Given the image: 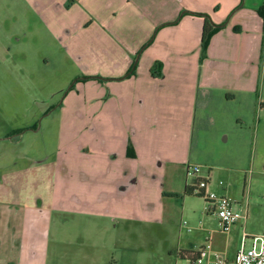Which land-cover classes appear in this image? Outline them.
<instances>
[{
  "label": "crops",
  "instance_id": "crops-1",
  "mask_svg": "<svg viewBox=\"0 0 264 264\" xmlns=\"http://www.w3.org/2000/svg\"><path fill=\"white\" fill-rule=\"evenodd\" d=\"M262 4L264 0H0L6 22L12 14L16 21L21 15L42 24L61 52L90 78L75 83L94 88L92 100L81 101L93 113L69 114L57 150L33 160L52 167L47 180L51 207L44 201L0 205V264H46L52 208L82 210L106 220L164 222L167 199L179 191L176 184L165 185L164 170L169 163H181L183 175L190 177L177 146L191 140L198 111L205 109L198 102L201 97L206 103L239 100L243 109L255 112V135L263 136ZM196 13H209L213 22L223 23L205 54L204 16ZM71 93L68 102L73 103L77 91ZM236 171L249 186L264 178V168ZM200 175H209L210 189L228 196L229 189L213 181L210 168ZM243 205L250 215L249 202ZM201 229L208 245L203 237H180L169 251L176 255L179 249L202 248L214 256L219 251L214 233L230 231ZM69 244L72 263L86 264L94 257L88 264H107L98 244H88L86 238Z\"/></svg>",
  "mask_w": 264,
  "mask_h": 264
},
{
  "label": "rangeland",
  "instance_id": "rangeland-1",
  "mask_svg": "<svg viewBox=\"0 0 264 264\" xmlns=\"http://www.w3.org/2000/svg\"><path fill=\"white\" fill-rule=\"evenodd\" d=\"M9 16L11 22L0 16V205L33 206L44 201L49 208L52 189L47 180L52 177V167L39 166L33 160L57 150L64 118L69 114L93 113L92 106L84 108L81 101L92 100L89 97L94 88L75 83L90 78L80 73L73 57L61 52L42 24L34 25L26 16L19 15L17 21L14 15ZM73 90L80 96L76 93L71 103ZM202 99L198 102L205 109L198 111L191 140L185 146L179 144L178 153L186 162L185 169L199 165L200 174L205 175L210 168L213 181H223L220 186L229 189L228 196L239 202L240 211L246 212L243 203L249 202L246 223L239 222L229 235L214 233L219 245L216 253L235 259L244 232L250 235L247 246H252L253 236L264 232V178L249 186L244 175L236 171L263 170L264 135H255L257 115L243 109L239 100L214 98L206 103ZM182 167L181 163H169L164 170L165 185L176 184L179 190L167 199L164 222L106 220L82 210L52 208L46 264H80L71 262L73 250L67 243L84 238L88 244H98L107 264H149L151 260L154 264H174L176 255L169 248H175L180 237L200 239L206 235L202 227L219 229L217 213L209 209L206 199L197 193L187 194L185 186L198 180L195 176L187 179ZM183 221L186 224L181 225ZM204 237L201 241L208 245ZM93 258L86 260L89 263Z\"/></svg>",
  "mask_w": 264,
  "mask_h": 264
},
{
  "label": "built area",
  "instance_id": "built-area-1",
  "mask_svg": "<svg viewBox=\"0 0 264 264\" xmlns=\"http://www.w3.org/2000/svg\"><path fill=\"white\" fill-rule=\"evenodd\" d=\"M188 176H195L198 181L193 186V191L202 194L209 203V209L215 211L218 217V224L221 232L228 233L233 225L240 219H246L248 213L237 208L236 200L233 201L226 195L210 189L211 177L200 175L201 166H188ZM223 184V181L219 182ZM186 221L183 222L185 224ZM247 232L243 233L241 247L237 251L235 259L219 255H207L202 248L198 255H186L177 251L174 264H264V232L259 236H253L252 246H247L249 239ZM260 241V243H259Z\"/></svg>",
  "mask_w": 264,
  "mask_h": 264
},
{
  "label": "trees",
  "instance_id": "trees-1",
  "mask_svg": "<svg viewBox=\"0 0 264 264\" xmlns=\"http://www.w3.org/2000/svg\"><path fill=\"white\" fill-rule=\"evenodd\" d=\"M258 13L264 18V4L260 6V8L258 9ZM196 14L204 16L203 29L201 35V46H202V53L205 54L209 47L212 36L215 35L222 28L223 23L216 24L215 22H213L212 17L211 15H209V13H196ZM186 192L187 194L195 193L193 191V186L187 184ZM199 195L203 196L202 194ZM178 252L190 256V255H198L200 250L192 251L186 249H179Z\"/></svg>",
  "mask_w": 264,
  "mask_h": 264
},
{
  "label": "flooded vegetation",
  "instance_id": "flooded-vegetation-1",
  "mask_svg": "<svg viewBox=\"0 0 264 264\" xmlns=\"http://www.w3.org/2000/svg\"><path fill=\"white\" fill-rule=\"evenodd\" d=\"M19 134L21 133V131L20 132H18Z\"/></svg>",
  "mask_w": 264,
  "mask_h": 264
}]
</instances>
